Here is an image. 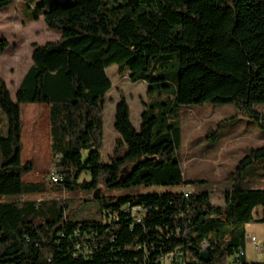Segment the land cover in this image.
Returning a JSON list of instances; mask_svg holds the SVG:
<instances>
[{"label": "trees", "instance_id": "1", "mask_svg": "<svg viewBox=\"0 0 264 264\" xmlns=\"http://www.w3.org/2000/svg\"><path fill=\"white\" fill-rule=\"evenodd\" d=\"M14 1L0 0V9ZM32 14L60 37L33 46L14 100L0 78V111L7 120L6 135L0 131V198L76 193L82 172L91 178V192L100 186L141 192L196 182L185 180L177 156L181 107L231 104L237 115L264 124V112L256 110L264 104V0H74L40 4ZM5 45L0 40V53ZM113 64L120 73L127 70L130 81L146 82L147 99L138 128L126 100L116 102L117 137L103 163L102 110L111 88L105 69ZM23 103L49 106L58 183L22 179L34 166L21 161ZM260 159L264 146L240 160L221 205L206 190L184 189L94 193L78 201L0 199V264H163L161 257L171 253L178 264L245 261L239 256L244 225L264 224V188H247L244 175ZM85 202L98 204L101 220L71 219Z\"/></svg>", "mask_w": 264, "mask_h": 264}, {"label": "rangeland", "instance_id": "2", "mask_svg": "<svg viewBox=\"0 0 264 264\" xmlns=\"http://www.w3.org/2000/svg\"><path fill=\"white\" fill-rule=\"evenodd\" d=\"M74 0H32L23 4V0H15L11 5L0 9V40L6 45L0 53V78L5 82L12 100H14L17 86L31 64V54L34 45H41L48 41H55L60 37L58 30L49 29L41 15L33 17V9L40 4L48 6L56 3H72ZM37 2L39 4H37ZM32 4V5H30ZM25 7V8H24ZM111 80V88L107 92L102 110L103 140L99 150L100 161L109 162L114 148L117 133L113 128L115 104L124 98L129 106L130 119L135 128L140 122V113L143 110V101H146V82L130 81L127 70L119 72L118 65L113 64L105 69ZM28 105L21 104V117L24 122V154L22 162L32 160L34 169L24 178L32 180H49L53 158L48 150V139L40 136L39 140L30 148L27 131L32 123ZM258 112H264V104L256 106ZM181 129V144L177 150L181 170L185 180H197L176 188L150 187L141 192L136 189H110L99 187L95 191L89 190L91 178L82 172L77 177L78 191L73 193L69 189L61 193L47 192L35 196H5L1 200L11 201L18 199L39 200L42 198L58 197L61 199L79 198L85 200L94 193L101 195H123L161 192L165 190H189L191 192L206 190L210 200L215 205L224 202V192L231 183V174L235 173L240 160L250 150L264 146V124L258 123L253 117L237 115L231 104H211L202 106L191 105L181 107L177 113ZM34 127V124L32 123ZM0 131L3 136L7 133V120L0 111ZM27 138V139H26ZM35 141V140H34ZM83 159L86 151L83 152ZM264 161L257 160L247 166L244 175L247 188H264ZM50 182V181H49ZM81 201V200H80ZM84 208H81L83 205ZM73 212L72 219L92 220L97 218L100 207L95 202H85ZM256 208L254 214L258 212ZM71 217V216H70ZM102 219V218H101ZM100 219V220H101ZM244 230L257 239V245L262 251H256L253 244L246 242L245 253L250 262L264 261V224L254 220L244 225Z\"/></svg>", "mask_w": 264, "mask_h": 264}, {"label": "crops", "instance_id": "3", "mask_svg": "<svg viewBox=\"0 0 264 264\" xmlns=\"http://www.w3.org/2000/svg\"><path fill=\"white\" fill-rule=\"evenodd\" d=\"M111 84H112V82H111ZM34 104H40V105H28L30 119H31L32 123L34 124V127L32 126V123H31V125L29 127V130L27 131V135H26L27 138L29 139L27 141L30 142V148H31L33 143L37 142L39 140V137L43 135L44 138L46 137L48 139V150H49V121H48L49 106L47 104H43V103H34ZM21 119H22V117H21ZM24 131H25V126H24V122L22 120V128H21V143H22L21 159H22L23 154H24V140H23L24 139ZM50 155H51V153H50ZM33 169H34V166H33ZM30 172H28L26 174H23L22 175V179L24 181H30V182L31 181L32 182L33 181H39L38 179L37 180H32L33 179L32 177H29V178L25 179L24 177L27 174H29ZM28 196H35V195H28ZM22 197H24V196H22ZM85 206L86 205L84 204L81 208H84ZM102 217H103V211L100 208V211H97V218L92 219V220H100ZM71 219H72V215H71Z\"/></svg>", "mask_w": 264, "mask_h": 264}, {"label": "built area", "instance_id": "4", "mask_svg": "<svg viewBox=\"0 0 264 264\" xmlns=\"http://www.w3.org/2000/svg\"><path fill=\"white\" fill-rule=\"evenodd\" d=\"M55 157L56 158L60 157V154H56ZM60 180H61V176H60L59 172L57 171V168L53 162L52 168L50 170L49 181L51 183H58ZM136 220L140 221L139 218H137ZM247 241L254 245L256 251H262V247L257 245V239L254 235L247 233L246 234V242ZM202 246H203V248H205L207 246V244L204 242L202 244ZM241 256H245V258H246L245 250H241ZM161 260H162L163 264H178V262H179V259H177L175 257L174 253H171V254H168L166 256L161 257ZM221 264H254V263L248 261L247 258L245 261H241L239 259H232V258L230 259L229 258V259H225V261L222 262Z\"/></svg>", "mask_w": 264, "mask_h": 264}, {"label": "water", "instance_id": "5", "mask_svg": "<svg viewBox=\"0 0 264 264\" xmlns=\"http://www.w3.org/2000/svg\"><path fill=\"white\" fill-rule=\"evenodd\" d=\"M95 196V194H93V197ZM200 258L204 261V262H208L209 261V257H208V253L206 250H201L199 253Z\"/></svg>", "mask_w": 264, "mask_h": 264}, {"label": "bare ground", "instance_id": "6", "mask_svg": "<svg viewBox=\"0 0 264 264\" xmlns=\"http://www.w3.org/2000/svg\"><path fill=\"white\" fill-rule=\"evenodd\" d=\"M239 256H241V250H240V252H239ZM241 258V257H240ZM232 259H238V258H232Z\"/></svg>", "mask_w": 264, "mask_h": 264}]
</instances>
